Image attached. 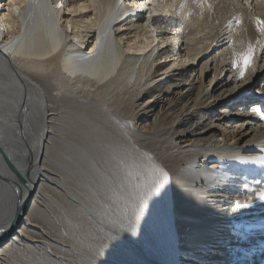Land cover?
Instances as JSON below:
<instances>
[{"label": "bare ground", "instance_id": "6f19581e", "mask_svg": "<svg viewBox=\"0 0 264 264\" xmlns=\"http://www.w3.org/2000/svg\"><path fill=\"white\" fill-rule=\"evenodd\" d=\"M218 4L233 6L234 30L233 25L228 28L226 17L220 23L214 20L211 10ZM250 7L252 11L256 7L257 14L264 11L260 0H0V149L3 145L15 149L18 136L27 137L20 129L22 121L34 123V165L49 161L48 166H54L51 159L62 156L63 140L74 134L97 133L101 143L89 152L96 158L93 164L102 209H89L98 226L84 221L83 226H74L68 217L60 229L37 209L44 184L39 185L34 175L27 176L34 186L29 184L26 197L21 171L0 161V198L7 180L20 184L15 226L0 228V238L10 230L0 239L4 242L0 243V264H202L208 256L217 259L211 250L223 255L234 252L224 256L222 264H264V258L257 262L238 258V239L246 229L237 226V220L230 224L235 207L261 205L257 195L259 189L264 191V112L260 106L245 103L235 114L247 119L234 124V133L242 138L257 130L249 145L241 146L238 141L226 145L215 138L205 148L179 147L159 156L108 142L123 130L120 122L124 119L117 115V108L126 99L138 107L151 92L161 88L169 92L181 83L201 89L180 112L177 107L169 112L175 115L173 127L187 126L174 135L185 139L192 128L201 126L206 113L199 109L211 94L203 86L208 65L194 76L198 58L214 53L223 41L220 71L216 72L223 76L230 70L231 75L220 88L231 96L244 92L250 75L264 67L260 65L264 28ZM241 54L245 55L244 66L245 59L251 63L249 78L234 66ZM157 80L165 82L157 85ZM257 96L264 98L263 87ZM247 107L251 110L241 111ZM149 110H153L150 102L138 110V119ZM53 135L59 137L52 140ZM124 138L129 142V137ZM50 147L55 150L51 159L47 158ZM208 160L214 163L204 165ZM158 188L165 191L150 199ZM260 207L264 210V205ZM32 222L50 237L74 242L80 254L64 257L65 253L45 242L25 245ZM133 228L136 238L127 235ZM116 233L124 239L112 245ZM226 247L233 251H225ZM57 253L59 258H53Z\"/></svg>", "mask_w": 264, "mask_h": 264}, {"label": "rangeland", "instance_id": "374dc122", "mask_svg": "<svg viewBox=\"0 0 264 264\" xmlns=\"http://www.w3.org/2000/svg\"><path fill=\"white\" fill-rule=\"evenodd\" d=\"M260 1L264 5V0ZM243 3H246V0H243ZM214 6H212L211 10L213 11L211 13L214 20L220 23L222 22L221 19L226 17V20H230V26L228 28L233 25L235 27L232 28V30H234L236 28L237 21L236 18L234 16L232 17L231 15V9L233 6H229L227 4H218L215 7ZM252 9L253 8L250 7L251 12L256 10L254 13L256 14L255 19L257 24L264 28V11L261 12V14H257L256 7L253 11ZM225 38L226 37H223L222 39ZM225 42L226 41L220 43L219 46L221 47H219L214 53L210 52L198 58L200 61L194 76H198L200 70L208 65L209 71L204 78L203 86L206 87V89H209L211 94L205 101V107L203 109H199L200 112L206 113V118L202 121L201 126H195L192 128L193 131L190 129L192 132H190V134L187 135L185 139L175 137V133L186 130L187 126L179 125L173 127L175 115L170 116L168 115L169 112L175 107H177L180 112L186 101L189 98L194 99L201 88L199 85H194L190 89V82H188L187 85H182L181 83V86L175 87L173 86L174 83L170 81L168 84L172 85L173 87H170L169 92H165L163 88L158 89L156 92L153 91L149 94V96H145L138 102V107L132 103L131 98L126 99L124 103L118 106L117 115L119 114L120 116H123L124 119L123 122H120L123 130H121L120 133L117 132L116 136L114 135V137L111 138L112 140H108L109 144L114 146L123 145L127 147L136 146L139 149H142V152H150V154L159 153V156L161 153H168L179 147H185L192 151L193 149L196 150L199 148H205L215 138H217L220 143H224L226 145H230L234 143V141H238L241 146L251 144L252 142L250 141L256 138V128L251 130V132L248 134L244 133L245 135H243L241 138L238 133H234L233 127L235 123H243L247 118L243 119V116L235 117V114L240 113V106L245 103L248 104V107L258 105L261 107L259 110L264 112V98H260L262 97L261 95L260 97L257 96V93L261 90V88H264V67L256 75H250L252 80L244 88L246 89L244 92L231 96L226 91L227 89L220 88L222 85L221 82L231 75V71L229 70V73H225L223 76L216 72V70H218V66L220 65V55L223 52L222 50L225 48V46L222 44ZM242 56L237 57V60L234 62V66L239 69L240 73L244 77V75L246 76L248 75L247 73L251 72V63L247 64V66H244L243 59L245 55L243 54ZM260 61V65H263L264 57ZM215 77H217V79L212 85H210ZM239 79L241 80L242 78L239 77L238 80ZM161 82L165 81L157 80L156 84L160 85L159 83ZM163 84L167 85V83ZM215 86L217 87L214 90ZM149 102L150 105L153 106V110L147 111L144 116H141V119H138V110L142 109L144 105H147ZM248 107L246 110L242 109L241 111L243 112L251 110ZM183 115L182 116L185 117V114ZM22 123V127L20 129L26 131L27 137L20 136V138L18 136L19 139H15L17 141L14 147L15 149L10 146L7 147L3 145V148L0 149V161L3 163L5 162L13 164L18 170L21 171V179L24 181L26 190L24 195L26 196L29 194V184L34 186V183H31L32 179L29 182L27 180V176L33 178L34 175V178L39 180L37 182L39 185L41 183L44 184V187L39 192L38 198L36 200V206L40 212H43V214L49 218V220H47L50 222V224L58 226L60 229H64V226H66V219H69L68 217H72L74 226H83L82 221H84L85 224L87 223L86 225L89 226H98L96 216L91 214L89 210L91 209V211L96 212L102 211L101 207L99 206V199L97 196L99 178L95 170L96 165L94 166L93 164V160H96V158L91 155V151L89 149L90 147L97 146V144L101 143L100 136L97 135V133L92 134L90 132L87 134H74L71 136V138L69 136L71 140H63L64 145L62 151L60 152L62 156L58 157L57 159H51L55 150H53L52 147H50L48 150L47 158H50L55 162L53 163L54 166H48L51 164L49 161L47 164L35 166L33 160L35 149L34 145L36 147L37 144L34 143L37 140L34 139V123L33 125L29 124L31 127L28 125L29 122L22 121ZM12 124H14V122ZM124 136L130 138L129 142L128 140H125ZM57 137L59 136L53 135L52 140H56ZM76 137H78V139H76ZM132 141H134V143ZM22 145L25 147L23 148ZM258 154L260 156L262 155L263 157V153ZM16 159L20 160L21 162L17 161ZM10 160L13 162H10ZM212 163H214V160L205 161L203 164L211 165ZM50 177L55 178V181L51 182ZM262 177H264V175H262ZM263 179L264 178H261L262 184L264 183ZM4 187L5 189L1 191L2 193L0 198V228L2 226H15L17 220L15 217H18L19 213V209H17V211L15 210V199L20 196L19 181L16 182V180H13V182H10V180H7L4 184ZM258 187L261 188L262 186ZM259 191L261 193L256 192L258 193L257 197L260 199L261 205L263 206L264 191L260 189ZM33 194L34 192L32 191V195ZM261 195L263 197H261ZM260 206L256 208L254 207L253 203H249V205L245 204L244 206H239L240 208L238 207V209L235 207V211L231 217V225H234V221L237 220L238 223H236V225L245 227L246 229V232L243 234V236L238 239L243 246L240 247V243L237 250L235 251V254L236 252L240 254L241 251V254L238 258H244L246 261L257 262L258 260H262L264 258V210H262ZM13 212L15 213L12 214ZM32 223L33 224L30 225L31 233L28 235L30 237L29 239H25V245H31L34 247V244L36 243L43 244L45 242L49 245H53L56 250L65 253L66 256L64 257H70L71 255L77 257L80 254L74 242L68 240L62 242L57 238L50 237V235L44 229H41V225H39L37 222ZM9 232L10 230L3 234L0 239H4ZM217 249L220 248L217 247ZM223 249H225L227 252H229L228 250H231V252L233 251L232 247H226ZM210 253L213 256H217V259L214 257L210 258L208 256L202 264H222L221 260L224 256H230V254L232 256L234 255V252L223 255V253H219L218 250H211ZM58 255L61 254H52V257L59 258ZM213 260H216L217 262H213Z\"/></svg>", "mask_w": 264, "mask_h": 264}, {"label": "snow or ice", "instance_id": "6c2138e0", "mask_svg": "<svg viewBox=\"0 0 264 264\" xmlns=\"http://www.w3.org/2000/svg\"><path fill=\"white\" fill-rule=\"evenodd\" d=\"M247 63H248V61H247V59H245V64L247 65ZM163 191H165V189H163V188H158V189L154 190L151 193L150 199H155V198L159 197ZM147 208H148V203L145 204V212L147 211ZM137 234L138 233H137L136 228H133V229H130L127 231V235L131 238H136ZM123 239H124V236L122 234H120V233L114 234L112 237V241H111L112 245L120 243Z\"/></svg>", "mask_w": 264, "mask_h": 264}]
</instances>
